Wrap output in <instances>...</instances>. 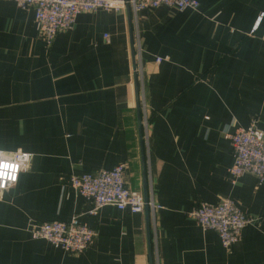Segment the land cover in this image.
I'll return each mask as SVG.
<instances>
[{
  "label": "crops",
  "instance_id": "0c3cea01",
  "mask_svg": "<svg viewBox=\"0 0 264 264\" xmlns=\"http://www.w3.org/2000/svg\"><path fill=\"white\" fill-rule=\"evenodd\" d=\"M197 1L81 13L47 47L33 10L0 0V151L32 154L0 190V264H264V181L231 182L224 137L264 130V0ZM123 163L128 188L146 187L147 210L91 213L69 176ZM222 199L251 220L229 249L188 215ZM75 216L97 233L77 254L28 231Z\"/></svg>",
  "mask_w": 264,
  "mask_h": 264
},
{
  "label": "built area",
  "instance_id": "2783aa9c",
  "mask_svg": "<svg viewBox=\"0 0 264 264\" xmlns=\"http://www.w3.org/2000/svg\"><path fill=\"white\" fill-rule=\"evenodd\" d=\"M23 10H33L37 36L47 47L55 37L71 30L81 13L120 11L130 7L134 12L151 11L160 6L182 11L197 10V0H12ZM263 18L261 14L256 23ZM107 38V35H105ZM224 137L232 147L233 162L227 172L232 183L243 174L254 176L261 184L264 181V130L252 123L248 127H238L234 131H224ZM32 154L20 150L4 153L0 151V190L14 185L22 171L29 168ZM126 164L111 169H101L94 173L70 175L71 188L92 202L95 213L105 205L131 213L144 210L141 193L130 190L125 183ZM189 217L203 229L215 231L225 249H229L241 238L243 228L251 221L231 199L216 203L200 202L189 213ZM33 239H44L53 247L77 254L89 247L97 233L75 216L68 222H34L28 227Z\"/></svg>",
  "mask_w": 264,
  "mask_h": 264
},
{
  "label": "water",
  "instance_id": "95a60500",
  "mask_svg": "<svg viewBox=\"0 0 264 264\" xmlns=\"http://www.w3.org/2000/svg\"><path fill=\"white\" fill-rule=\"evenodd\" d=\"M134 81H135L136 97H137L138 86H137V76H136V74H134ZM136 111H137L138 133H139V137L141 139L142 138V128H141V117H140V103H139L138 98L136 99ZM141 155H142V147H141ZM145 175H146L145 174V169L143 168V179H144V181H146ZM143 199H144V209L147 210L148 198H147L146 187L144 189Z\"/></svg>",
  "mask_w": 264,
  "mask_h": 264
},
{
  "label": "rangeland",
  "instance_id": "374dc122",
  "mask_svg": "<svg viewBox=\"0 0 264 264\" xmlns=\"http://www.w3.org/2000/svg\"><path fill=\"white\" fill-rule=\"evenodd\" d=\"M140 74H142V67L139 65V67H137V82L139 83L141 80H140V77H141V75ZM138 86H139V84H138ZM139 102H140V104H141V101H142V97H141V95L139 96Z\"/></svg>",
  "mask_w": 264,
  "mask_h": 264
}]
</instances>
